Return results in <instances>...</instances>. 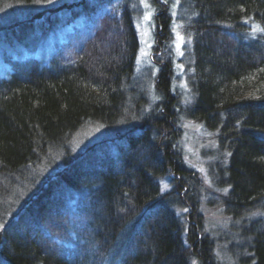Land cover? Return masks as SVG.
I'll return each instance as SVG.
<instances>
[{
  "label": "trees",
  "instance_id": "1",
  "mask_svg": "<svg viewBox=\"0 0 264 264\" xmlns=\"http://www.w3.org/2000/svg\"><path fill=\"white\" fill-rule=\"evenodd\" d=\"M32 1L0 0V6ZM188 4L197 95L189 116L218 130L221 148L230 153L226 213L234 219L264 214V0ZM154 5L157 35L166 42L168 5L163 0ZM60 10L73 27L96 18L87 31L71 35L73 42L48 64L5 55L12 70L0 78V176L45 155L88 121L108 126L121 116L139 49L130 2L80 0L54 9ZM58 21L49 17L0 27V48L5 38L12 49L18 36L51 33ZM162 52L157 89L163 101L140 126L95 144L32 196L0 230V264H113L124 240L121 264H190L191 256L216 264L197 201L183 194L199 178L178 149L172 59ZM169 175L173 189L163 195L160 178ZM176 193L190 206L188 219H195L186 239L179 218L162 203ZM246 229L254 264H264V218Z\"/></svg>",
  "mask_w": 264,
  "mask_h": 264
},
{
  "label": "rangeland",
  "instance_id": "2",
  "mask_svg": "<svg viewBox=\"0 0 264 264\" xmlns=\"http://www.w3.org/2000/svg\"><path fill=\"white\" fill-rule=\"evenodd\" d=\"M78 1L80 0H34L29 4L7 3L5 6H0V27H3V30L14 27L16 22H39L49 17L60 19L51 33H44L45 37L39 33L23 38L18 36L15 40L17 44L12 49H10L12 45H9L5 38L3 42L5 47L0 48V78L7 77L12 70L5 55L7 57V54H10L13 59L20 62L37 60L41 64H48L58 50L73 42L71 35L77 32L80 35L87 31L96 17L83 18L77 22V27H73L65 22L68 18L65 9L54 11L55 8ZM87 1L92 2V0ZM163 1H166L168 5L170 18L166 42L160 41L157 35L160 29L156 23L157 10L154 0H128L134 14L139 49L133 76L127 84L120 118L108 126L97 121H88L70 137L51 145L45 155L39 154L33 161L17 171L1 175L0 230L6 222L22 210L32 196L56 178L76 157L92 149L95 144L114 140L118 135H123L128 130L140 126L145 117L163 101L157 89L160 71L157 61L165 57L162 52L165 50L167 56L170 54L172 59L173 74L170 93L176 97L177 101L178 125L181 131L178 149L183 164L189 170L195 171L199 178L195 186L191 187V190H185L183 194L187 200L195 198L197 201V213L202 216L201 228L204 235L212 241L216 264H254L249 250L250 238L247 239L248 234L245 228L249 227L253 220L264 218V214L254 212L251 216L245 215L234 219L225 211L224 198L230 191V187L224 186V180L230 153L221 148L218 130H210L189 116V111L197 99L193 86L192 40L186 30L193 19L191 8L188 0ZM38 15H41L40 19ZM177 34L184 38L183 41L177 38ZM28 46L35 47L32 49ZM172 178V175L160 178L163 195L173 189ZM177 195L176 193L162 203L175 212L180 220L183 237L186 239L190 220L195 219H188L190 206L188 203H181ZM77 241L81 242L78 238ZM126 241L122 242L123 245L120 241L121 246H118L120 249L113 253L115 254L113 264H121L119 256L127 247L128 240ZM107 262L109 263L108 260ZM190 264H200V261L195 256H191Z\"/></svg>",
  "mask_w": 264,
  "mask_h": 264
},
{
  "label": "snow or ice",
  "instance_id": "3",
  "mask_svg": "<svg viewBox=\"0 0 264 264\" xmlns=\"http://www.w3.org/2000/svg\"><path fill=\"white\" fill-rule=\"evenodd\" d=\"M145 19H150V17H145ZM177 38L180 40V41H183V37L182 36H179V34H177ZM177 47H179V45H177ZM183 53H181L182 55Z\"/></svg>",
  "mask_w": 264,
  "mask_h": 264
},
{
  "label": "bare ground",
  "instance_id": "4",
  "mask_svg": "<svg viewBox=\"0 0 264 264\" xmlns=\"http://www.w3.org/2000/svg\"><path fill=\"white\" fill-rule=\"evenodd\" d=\"M54 26H55V25H54ZM50 32H51V31H50ZM82 154H83V153H82ZM82 154H81V155H82ZM79 156H80V155H79Z\"/></svg>",
  "mask_w": 264,
  "mask_h": 264
}]
</instances>
